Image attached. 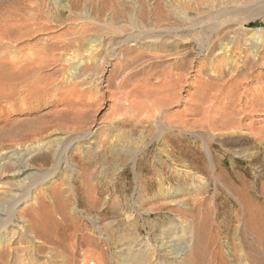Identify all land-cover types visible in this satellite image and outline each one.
I'll return each mask as SVG.
<instances>
[{
    "label": "rangeland",
    "instance_id": "obj_1",
    "mask_svg": "<svg viewBox=\"0 0 264 264\" xmlns=\"http://www.w3.org/2000/svg\"><path fill=\"white\" fill-rule=\"evenodd\" d=\"M75 1L0 0L2 264H120L118 257L130 254L131 264L155 257L166 264L163 244L171 239L197 249L191 264H264V0H78L71 12ZM153 7L173 14L178 34L156 31ZM56 10L62 22L52 23L49 33L30 27L35 15ZM114 12L119 16L112 18ZM216 14L224 17L223 40L203 52L210 32L197 26ZM93 22L102 31L92 29L98 39L90 54L87 46L51 47L62 32L78 35ZM128 32L139 39L120 56L128 62L121 88L112 77L105 81L118 61L114 56L95 79L73 74L108 36ZM228 40L233 42L224 52ZM87 98L94 101L88 109ZM151 103L157 104L154 113ZM158 118L173 126L165 135L156 129ZM95 129L94 143L88 139L67 150L76 172L59 166L41 180L53 164L56 135ZM22 163L33 172L30 188L19 181ZM7 212L26 227L4 223Z\"/></svg>",
    "mask_w": 264,
    "mask_h": 264
},
{
    "label": "bare ground",
    "instance_id": "obj_2",
    "mask_svg": "<svg viewBox=\"0 0 264 264\" xmlns=\"http://www.w3.org/2000/svg\"><path fill=\"white\" fill-rule=\"evenodd\" d=\"M88 1V0H87ZM177 1V3H179L178 2V0H176ZM180 1V0H179ZM78 0H76L75 1V3L74 4H71V5H69L68 7L69 8H67V9H69L71 12L72 11H74L73 10V8L75 7V6H77L78 5ZM201 2V1H200ZM205 2V1H204ZM56 3V5H57V2H55ZM73 3V2H72ZM80 3V2H79ZM92 3V2H91ZM220 3V2H219ZM174 4V3H173ZM172 4V5H173ZM192 4V3H191ZM205 4V3H204ZM68 5V4H67ZM181 5V4H180ZM65 6V5H64ZM63 6V7H64ZM157 6V5H156ZM159 6V5H158ZM169 6H170V4H169ZM39 7V6H38ZM58 7V6H57ZM148 7V6H147ZM186 7V6H185ZM60 8V7H59ZM62 8V7H61ZM78 8V7H77ZM93 8V7H92ZM91 8V9H92ZM97 8V7H96ZM103 8V7H102ZM40 9V8H39ZM55 9V8H54ZM57 9V8H56ZM64 9V8H63ZM66 9V10H67ZM98 10V9H97ZM150 10H152L151 12V15H152V17H153V20H155V22H156V26H157V28H156V31L157 32H160L161 34H164L166 37H169V36H171L172 35V33H177V32H179V30H180V25H178L179 23H177V21H174L173 20V14L172 13H170L169 11H168V9H162V8H158V7H156V9L153 7V9H150ZM58 11V13H55L54 12V14H46V16H44L43 14L41 15V16H36L35 15V17L34 18H36L37 19V22H32V24L30 25V27L31 28H34V29H43V30H48L49 29V27L50 26H52V23H55V25L56 24H58V23H61L62 22V19H61V14H60V12H61V10H56V12ZM113 11V10H112ZM220 11V10H219ZM232 11H233V9H232ZM240 11V10H239ZM51 12V11H50ZM93 12V11H92ZM94 13V12H93ZM217 13V12H216ZM221 13V12H220ZM224 13V12H223ZM223 13H221V15L223 14ZM232 13V12H231ZM150 15V16H151ZM217 15L218 14H216V15H212V16H210V18L208 17V18H206V21L204 20V21H202V19H201V23L197 26L198 28H200V32H203V33H205V32H210V34L209 33H207V34H209L208 36H207V40H206V42L205 43H203V41L200 39V38H198V37H196L195 39H196V41L199 43V44H201V42L204 44L203 46H202V50L201 51H203V52H205V51H209L213 46H214V44L215 43H217L218 41H222L223 40V37H224V30H223V24L225 23V21H221L223 18H219V17H217ZM226 15V14H225ZM63 16V15H62ZM100 16V15H99ZM111 16V15H110ZM109 16V17H110ZM113 17L112 18H116L117 16H119L116 12H114L113 13V15H112ZM147 16V15H146ZM146 16H145V18H146ZM142 17H144V16H142ZM149 17V16H148ZM226 17H228L227 15H226ZM112 18L110 19V20H108V18L106 19V20H103V21H105L107 24L108 23H112ZM41 19H43L42 21H41ZM89 19V18H88ZM97 19H98V17H97ZM149 19V18H148ZM226 19V18H225ZM27 19H24V20H22V24H24V26H26V25H28L26 22ZM92 20V19H91ZM146 20H147V18H146ZM227 20V19H226ZM94 21H98V20H94ZM100 21V20H99ZM114 21V20H113ZM228 21H230V20H228ZM227 22V21H226ZM91 23V22H90ZM94 24H90V25H88L87 24V27L86 28H83L82 30H80L78 33V35L77 34H75L73 31H71V32H73V33H68L69 35L70 34H72V36L70 35V37H68V36H64V35H66V34H63V32H62V34H59V35H57L56 37H57V40H59V42L57 43V42H55V43H57V44H55V43H53V44H51L52 46V48L53 47H55L56 49H70V50H78V49H81L82 48V50H83V48L84 47H86L87 46V50H86V52L88 53V54H90L93 50H95L96 49V40L98 39L97 37H95V35H93V34H91V33H93V32H91L92 31V29H95L96 31H98V30H101V28H100V26L99 27H97L96 25L97 24H95V22H93ZM104 23V22H103ZM149 23V22H148ZM102 24V23H101ZM150 24V23H149ZM153 24V23H152ZM228 24V23H227ZM226 24V25H227ZM110 25V24H109ZM112 26H113V24H111ZM155 25V24H154ZM153 25V26H154ZM189 25V24H188ZM225 25V26H226ZM155 26V27H156ZM114 27V26H113ZM152 27V26H151ZM182 27V26H181ZM186 27V26H185ZM188 27V26H187ZM193 27H195V25H193ZM196 27V28H197ZM192 28V27H191ZM226 28V27H225ZM114 29V28H113ZM116 29V28H115ZM114 29V30H115ZM52 30V29H51ZM51 30H48L47 32H46V34L47 33H49ZM73 30V29H72ZM76 30H78V29H76ZM76 30H74V31H76ZM95 30H93V31H95ZM107 30H111V29H108V27H107ZM106 30V31H107ZM183 30V29H182ZM102 31V30H101ZM105 31V32H106ZM113 31V30H112ZM116 31V30H115ZM144 31H147V29L146 30H144ZM152 31V30H151ZM230 31V30H229ZM99 32V31H98ZM104 32V33H105ZM108 32V31H107ZM137 32H139V31H137ZM141 32V31H140ZM154 32V31H153ZM101 33V32H100ZM103 33V34H104ZM108 33H110V32H108ZM112 33V32H111ZM110 33V34H111ZM114 33V32H113ZM121 33V32H120ZM124 33H125V31H124ZM129 33V32H128ZM124 34V35H122L121 37H114V36H111V35H113V34H109L110 36H108V38L106 39V41L103 43V44H101L102 46H101V50H100V52H97L96 53V55H94V56H92V58L89 60H87L88 61V63H86V61L85 62H83V61H79L78 62V65H75L74 67H73V69H74V71H72L73 72V74L74 73H77L78 75H80V77H81V75L83 76V77H85V78H87V79H95V75H97V73L100 71V70H102L101 69V67H102V65L105 63V62H107L106 61V59H107V57L109 56H111V58L114 56V58L115 59H118V61H116L117 63H113V68H111L110 69V76H108V77H106L105 78V81L107 82V84H109V82H111L113 79L114 80H116L115 81V85H116V87H118V88H121L123 85H124V80H123V78L121 77V72L123 71V70H126L125 68L127 67V65H128V62H125L124 63V61H121L122 59L120 58V56H122V58L125 56V51H126V49L127 50H129L125 45L127 44V43H129V42H133L134 41V39L135 38H137V39H139L138 37H137V35H135L134 36V34L133 33H129V34ZM144 33H146V32H144ZM199 33V32H198ZM106 34V33H105ZM122 34V33H121ZM139 34V33H138ZM178 34V33H177ZM206 34V35H207ZM61 35H63V36H61ZM148 35V34H147ZM197 35V34H196ZM202 35V34H201ZM141 36H142V34H141ZM164 36V37H165ZM173 36H175V34L173 35ZM205 36V35H204ZM63 37V38H62ZM65 37V38H64ZM99 37H102V34L99 36ZM202 37V36H201ZM206 37V36H205ZM51 38H53V36L51 37ZM97 38V39H96ZM114 38H116V40H114ZM141 38H143V37H141ZM171 38V37H170ZM174 38V42H175V37H173ZM101 39V38H100ZM136 39V40H137ZM56 40V41H57ZM102 40V39H101ZM104 40V39H103ZM103 40H102V42H103ZM140 40H142V39H140ZM225 40V39H224ZM139 41V40H138ZM173 42V41H172ZM231 42H233L232 40H228L227 42H225V44H222L224 47H222V49H223V51L224 52H227V51H229V49H230V43ZM99 43H100V41H99ZM55 44V45H54ZM98 44V43H97ZM100 45V44H99ZM123 46V47H122ZM235 47V46H234ZM118 48H120V50H118ZM116 50H118V52L116 51ZM74 52V51H73ZM51 53V52H50ZM49 53V54H50ZM255 55H256V53H254ZM257 56V55H256ZM51 57H54V56H51ZM90 57V56H89ZM108 57V58H109ZM83 59V58H82ZM125 59H126V57H125ZM58 60V59H57ZM53 61V60H52ZM124 63V64H123ZM107 64V63H106ZM118 64V67H116V65ZM121 67V68H120ZM103 68V67H102ZM120 68V69H119ZM72 74V73H71ZM72 74V75H73ZM76 75V74H75ZM113 79H112V78ZM120 77V78H119ZM118 78H119V80H118ZM128 78V77H127ZM112 79V80H111ZM125 79V78H124ZM111 80V81H110ZM113 80V81H114ZM95 81V80H94ZM93 81V82H94ZM82 82V81H81ZM78 82H76V83H74V84H77ZM88 83V82H87ZM83 84V83H82ZM79 85V83L77 84V85H75V86H73L72 88H76L77 86ZM81 85V84H80ZM106 85V84H105ZM108 86V85H107ZM125 91V90H124ZM147 91H145V93H146ZM80 93H81V91H80ZM86 93V92H85ZM145 93H144V95H145ZM147 94V93H146ZM77 95V94H76ZM82 94H80V96H81ZM87 95H88V93H87ZM91 95H93L94 96V94H91ZM148 95H150V94H148ZM90 96V95H89ZM92 96V98H94ZM138 96H140V95H138ZM78 97H79V95H78ZM88 97V96H87ZM91 97V96H90ZM260 97V96H259ZM81 97H79V99H80ZM90 99V98H87V99H89V100H87L86 99V101L84 102V106H86V108L88 109V108H91L93 105H94V101H93V99ZM258 98V97H257ZM149 99V98H148ZM94 100H95V98H94ZM80 102V101H79ZM76 106V105H75ZM82 106H83V104H82ZM151 107H149V110H152L153 111V113H154V110H155V108H156V106H157V104H152L151 103V105H150ZM70 111H71V113L72 114H74V115H76V113H78V111H76L75 110V107L73 106V105H70ZM78 109V108H77ZM86 110V109H85ZM69 111V110H68ZM67 111V112H68ZM87 111V110H86ZM80 113V112H79ZM153 113L151 114L152 116H153ZM70 120V119H69ZM70 121H74V119L72 118ZM70 124V123H69ZM155 124H156V129L159 131V135L161 134V135H165V132L164 131H167V130H169V129H171L173 126L172 125H169V124H167L164 120L162 121V120H160L159 118L158 119H156V121H155ZM74 128V127H73ZM77 128V127H76ZM74 130V129H73ZM96 132V129L95 130H92V131H89V130H87V131H85V132H81V131H74L73 133L71 132V134L69 135H67V136H63V137H61V136H57L56 135V137H55V143H57V144H55V146L57 147V148H53V150H52V162H53V164H52V166L51 167H49V169H47V171L46 172H44L43 173V175L41 176V180L42 181H46V180H48V178L49 177H53V175H54V173L57 171L56 169L60 166V167H66V166H69V167H71V171H73V172H76L75 171V169H74V167H73V165L74 164H72V163H69V158L66 156V153H67V150L69 149L70 150V148L72 147V146H74V144H76V143H81L82 141H85V140H88V139H90L91 140V138H92V136L94 135V134H96L95 133ZM193 133V132H192ZM167 134V133H166ZM173 135V134H172ZM54 139V138H53ZM51 141H53V140H51ZM94 140H91V143H94L93 142ZM165 142L167 143V144H169V141H167V140H165ZM176 143H177V141H176ZM179 143V142H178ZM180 144V143H179ZM206 144V143H205ZM170 145V144H169ZM177 145V144H176ZM205 147V150H206V152H207V158H208V162H209V164H210V170H211V172H214V170H215V165H214V162H213V157H212V154H211V151L209 150L210 148H209V146H207V145H205L204 146ZM89 148H91V147H89ZM174 148V147H173ZM177 149V148H176ZM51 150V149H50ZM50 150H49V152H50ZM88 150V148H86V151ZM139 150V149H138ZM189 150H191V149H189ZM89 151H91L90 149H89ZM186 151H188V150H186ZM88 152V151H87ZM139 152V151H138ZM90 153V152H89ZM89 153H88V155H89ZM192 153V152H191ZM137 154V153H136ZM135 154V155H136ZM43 157H48V153H43ZM135 157V156H134ZM171 157V156H170ZM14 158V157H13ZM129 158V157H128ZM169 158V157H168ZM51 159V158H50ZM17 174L19 175V176H22L20 179H19V181H26L27 182V188H30L31 187V185H33L34 184V179H31L30 178V176L33 174V172H29V167H27V165H24V163H22L21 165H20V167L18 168V170H17ZM76 174V173H75ZM29 178H30V181H29ZM39 184H40V182H39ZM34 186V185H33ZM55 189V188H54ZM71 189H73V187H71ZM12 192V191H11ZM12 195V197H14L15 199H16V197L18 196L17 195V193H12L11 194ZM46 196H47V194H46ZM48 197V196H47ZM17 200V199H16ZM15 200V201H16ZM51 201V200H50ZM181 204V205H180ZM184 204H182V203H179V207H181L182 208V206H183ZM10 206V205H9ZM13 206V205H12ZM11 206V207H12ZM14 208V207H13ZM12 211H14L13 209H12ZM180 211V210H179ZM181 212V211H180ZM3 213V212H2ZM250 213V212H249ZM7 214H9V212H7ZM251 214H249V216H250ZM4 216V215H3ZM252 216V215H251ZM249 218V217H248ZM253 218V217H252ZM249 220H251V219H249ZM4 223H8V225H10V224H12L13 226H15V227H17V229H20V227L22 228V227H24L25 226V224L23 223L24 222V220H23V218H21V217H18L17 215H14L13 213L12 214H9L8 216H5V219H4V221H3ZM252 223V225H253V222H251ZM21 225V226H20ZM26 227V226H25ZM253 228H254V226H253ZM256 229V228H255ZM251 230V229H250ZM254 231V230H253ZM255 233H257L258 235H259V237L262 235V230L260 229V231H259V228L257 227V229L254 231ZM177 233V232H176ZM175 233V234H176ZM27 234V233H26ZM177 235V234H176ZM27 237H29V239H30V241L32 242V243H35V242H37V240L33 237V235L31 236V235H29V234H27L26 235ZM193 236V235H192ZM264 236V235H263ZM197 237V236H196ZM198 238V237H197ZM196 238V239H197ZM260 239H261V237H260ZM262 240V239H261ZM196 241H194V243H195ZM199 242H201V241H199ZM262 242V241H261ZM134 243V242H133ZM193 243V244H194ZM197 243H198V241H197ZM196 244V243H195ZM163 245H165V249H166V255L168 256L167 257V261H166V264H173V263H176L177 261L178 262H180L181 264L183 263V264H191L192 262V260L193 259H195V258H197V249L195 250V249H193V248H190L191 247V245L189 246L188 245V243H187V241L186 240H184V239H179V240H174V239H171V240H169V241H167V242H165L164 241V244ZM197 246H198V244H196ZM263 246V245H262ZM162 247V246H161ZM164 247V246H163ZM33 248H39V246L38 245H34L33 246ZM138 250V249H137ZM34 251V254H37V252L35 251V250H33ZM49 252V251H48ZM161 252V251H160ZM135 253V252H134ZM139 253V252H138ZM136 254V255H140V253L139 254ZM165 253V252H164ZM33 254V252H31V255ZM141 254H142V251H141ZM125 255H126V253H125ZM5 256V253L4 252H2V253H0V264H2V261L4 260V257ZM141 256V255H140ZM143 256L144 255H142V259H144L143 258ZM145 256H146V254H145ZM144 256V257H145ZM133 255L132 254H130L128 257H124L123 258V256H119L118 258H119V261H120V264H131L132 262H134V260L135 259H133ZM138 257V256H137ZM136 259H138V258H136ZM202 259V258H201ZM161 259H160V257H155L154 258V260H152V261H150L149 263H151V264H153L154 262L153 261H155V264H164V263H162L161 261H160ZM144 261H145V259H144ZM203 261V260H202ZM147 262V261H146ZM139 263V262H138ZM148 263V264H149ZM61 264V263H60ZM137 264V263H136ZM139 264H142V261L139 263ZM146 264V263H145Z\"/></svg>",
    "mask_w": 264,
    "mask_h": 264
}]
</instances>
